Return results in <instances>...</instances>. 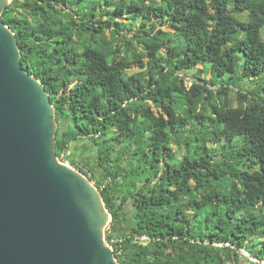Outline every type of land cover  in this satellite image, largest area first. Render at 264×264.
Instances as JSON below:
<instances>
[{
    "label": "trees",
    "instance_id": "1",
    "mask_svg": "<svg viewBox=\"0 0 264 264\" xmlns=\"http://www.w3.org/2000/svg\"><path fill=\"white\" fill-rule=\"evenodd\" d=\"M2 18L57 155L96 147L120 264H264V0H12ZM228 74L261 81L232 100Z\"/></svg>",
    "mask_w": 264,
    "mask_h": 264
},
{
    "label": "water",
    "instance_id": "2",
    "mask_svg": "<svg viewBox=\"0 0 264 264\" xmlns=\"http://www.w3.org/2000/svg\"><path fill=\"white\" fill-rule=\"evenodd\" d=\"M0 0V264H120L100 190L56 153V108Z\"/></svg>",
    "mask_w": 264,
    "mask_h": 264
},
{
    "label": "rangeland",
    "instance_id": "3",
    "mask_svg": "<svg viewBox=\"0 0 264 264\" xmlns=\"http://www.w3.org/2000/svg\"><path fill=\"white\" fill-rule=\"evenodd\" d=\"M139 70V67H132L129 71L128 74H132L133 72H136ZM188 76L187 78L191 77L192 71L187 72ZM216 78V81H226V76H214ZM227 82V81H226ZM242 88L245 90L247 87L252 88V84L250 82H245L242 81ZM72 126L69 128L76 130L77 128L71 123ZM72 145V146H71ZM71 145L72 150H69V156L70 158H73L74 154L77 156V159L79 163H82L84 166L89 167L92 169L94 172L98 173V178L101 177L103 179V171H101V168L99 164L97 163V150L91 139H83V140H78L77 142H73ZM73 151L75 152L73 154ZM62 156V155H61ZM73 160V159H72ZM65 162L69 163L72 166H81L82 164L77 163H71L69 160H65ZM162 169V167L159 169V171ZM159 171L156 172L154 170H144L140 171L138 174L134 176V178L125 184V187L127 188H133L135 186H141L144 183L148 181H157L159 179ZM126 211V210H125ZM112 224V223H111ZM111 227V226H110ZM110 229V228H109ZM108 229V230H109ZM108 232V231H107Z\"/></svg>",
    "mask_w": 264,
    "mask_h": 264
},
{
    "label": "clouds",
    "instance_id": "4",
    "mask_svg": "<svg viewBox=\"0 0 264 264\" xmlns=\"http://www.w3.org/2000/svg\"><path fill=\"white\" fill-rule=\"evenodd\" d=\"M245 62V61H244ZM243 66L244 64H242V69H243ZM227 81V82H226ZM226 81H221L219 82V86L221 87H225V88H229L230 91L227 93L229 95V97L233 100L235 98H237V92L240 91V92H243V93H246V92H249L251 90H256V88L259 87V84H260V81H261V78H255L254 76H251V77H242L241 74H228L226 75ZM242 81H245V82H250L252 84V88L250 87H247L245 90L242 88ZM81 140V139H79ZM78 141V140H77ZM77 141H74V142H77ZM73 143V142H72ZM71 143V144H72ZM70 144V145H71ZM72 146V145H71ZM71 146H69V150H72ZM69 150L68 152H64L62 155H63V158H64V161L67 159L69 160L71 163H75L72 161L73 158L77 159L76 158V155L74 154L75 152L73 151V158L71 159L70 156H69ZM78 161V160H77ZM67 163V162H66ZM79 163V162H78ZM69 164V163H68ZM79 164H82V163H79ZM71 167L75 168L76 170H78L80 173H82L84 176H86L93 184L94 186H96V179L98 178V173L94 172L92 169H90L89 167L87 166H84L83 164L81 166H72ZM101 168V167H100ZM102 171V169H101ZM98 179H101L98 178ZM97 187V186H96ZM98 188V187H97ZM243 253L245 255L248 256V253L243 251Z\"/></svg>",
    "mask_w": 264,
    "mask_h": 264
}]
</instances>
